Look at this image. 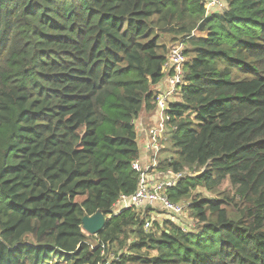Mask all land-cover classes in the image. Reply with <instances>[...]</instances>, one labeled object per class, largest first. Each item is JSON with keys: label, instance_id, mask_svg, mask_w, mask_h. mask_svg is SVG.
I'll return each mask as SVG.
<instances>
[{"label": "trees", "instance_id": "obj_1", "mask_svg": "<svg viewBox=\"0 0 264 264\" xmlns=\"http://www.w3.org/2000/svg\"><path fill=\"white\" fill-rule=\"evenodd\" d=\"M207 1L0 0V264H264V0ZM178 44L158 169L192 224L145 230L147 208L110 211Z\"/></svg>", "mask_w": 264, "mask_h": 264}, {"label": "built area", "instance_id": "obj_2", "mask_svg": "<svg viewBox=\"0 0 264 264\" xmlns=\"http://www.w3.org/2000/svg\"><path fill=\"white\" fill-rule=\"evenodd\" d=\"M218 3L219 0H208L206 8L209 9L216 6ZM183 48L184 46L182 44H178L171 51L170 63L173 64L174 74L168 77L169 88L167 92L165 94H160L156 98V123L149 129L145 127V129L142 130V128H140L141 131L139 132V136L144 144L142 146L140 158L135 160L132 164V167L139 175L138 187L131 195H119L113 204L112 214H118L122 209L127 208H136L139 210L141 208H146L147 205H159L160 208L175 216H179L185 211V205L182 203H174L165 193L166 188L174 186L182 175L171 171L162 172L158 170V153L161 147L159 137H167V126L165 121L168 118L164 114L168 106L167 100L173 92H175L177 86L182 83L183 79L182 64L185 61L182 54ZM140 125H142V123H139V126ZM142 132L144 134L143 136ZM153 220L154 219L151 217L146 219L143 228L148 230ZM105 264H107V262H105Z\"/></svg>", "mask_w": 264, "mask_h": 264}, {"label": "rangeland", "instance_id": "obj_3", "mask_svg": "<svg viewBox=\"0 0 264 264\" xmlns=\"http://www.w3.org/2000/svg\"><path fill=\"white\" fill-rule=\"evenodd\" d=\"M223 2L220 0V7H221V4H222ZM162 41L163 42H166L167 44H169L168 43V40H166V38H163L162 39ZM169 46V45H168ZM144 121V122H143ZM139 123H142V125H140L139 126ZM151 122L149 121V120H146V116H144V117H141V119H140V121L138 122V126H139V132H140V128H142V130L143 129H145V127L147 128V129H149L151 126L150 125H147V126H145L146 124H150ZM145 124V125H144ZM142 137V136H141ZM139 138H140V136H139ZM142 140V139H141ZM144 144V143H143ZM143 144L141 145V146H143ZM159 170V169H158ZM184 174H186V175H193L194 173L192 172V171H190V170H188V171H186V173L184 172ZM227 187H229V185H228V182L227 181H225L224 183H223V185H222V190H224V189H226ZM192 195L194 196V195H199V196H201V197H211V196H213V195H215V194H213L212 192H209L208 190H206V189H204V188H197V189H195L193 192H192ZM181 201H183V202H181L183 205H184V202L186 203V202H188V201H190V198L188 199V200H181ZM145 209V208H144ZM144 209H141V210H144ZM189 214H188V211H187V209L183 212V214H181V215H179V216H175V215H173L172 213H168V212H166L165 210H163L162 208H156V209H154V214L153 215H149V217H151V218H153L154 220L153 221H157V222H159V223H161L162 222V220H170V221H172V222H174V223H176V224H179L180 226H182V227H185V225L186 226H188L189 224H192V220H191V218L188 216ZM90 240H91V242H93V239L92 238H90ZM110 252V254H111V256H109V257H113L114 258V254H113V250H110L109 251ZM113 254V255H112Z\"/></svg>", "mask_w": 264, "mask_h": 264}, {"label": "water", "instance_id": "obj_4", "mask_svg": "<svg viewBox=\"0 0 264 264\" xmlns=\"http://www.w3.org/2000/svg\"><path fill=\"white\" fill-rule=\"evenodd\" d=\"M110 212H113L111 209ZM106 218L103 213L100 211L92 214V215H85L82 217V229L87 232L90 235H96L99 233L104 224H105Z\"/></svg>", "mask_w": 264, "mask_h": 264}, {"label": "crops", "instance_id": "obj_5", "mask_svg": "<svg viewBox=\"0 0 264 264\" xmlns=\"http://www.w3.org/2000/svg\"><path fill=\"white\" fill-rule=\"evenodd\" d=\"M162 84H159L158 86H161ZM154 205H147L146 206V214H150V215H153L154 214V209L155 208H157V207H160L159 205H155L154 207H153ZM109 256H111V254L109 253ZM107 257V259H105L106 260V262H107V264H111L112 262H113V260H114V258L113 257Z\"/></svg>", "mask_w": 264, "mask_h": 264}]
</instances>
